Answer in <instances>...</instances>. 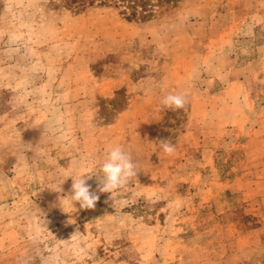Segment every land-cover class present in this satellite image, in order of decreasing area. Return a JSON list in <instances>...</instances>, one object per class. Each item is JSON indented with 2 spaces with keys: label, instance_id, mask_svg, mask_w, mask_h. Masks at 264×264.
<instances>
[{
  "label": "rangeland",
  "instance_id": "374dc122",
  "mask_svg": "<svg viewBox=\"0 0 264 264\" xmlns=\"http://www.w3.org/2000/svg\"><path fill=\"white\" fill-rule=\"evenodd\" d=\"M116 145L137 178L70 202ZM0 264H264V0H0Z\"/></svg>",
  "mask_w": 264,
  "mask_h": 264
},
{
  "label": "clouds",
  "instance_id": "9594fccd",
  "mask_svg": "<svg viewBox=\"0 0 264 264\" xmlns=\"http://www.w3.org/2000/svg\"><path fill=\"white\" fill-rule=\"evenodd\" d=\"M186 103V98L182 94L169 93L161 100L164 108L173 111L184 108ZM159 143L162 151L167 155H172L176 150L175 145L168 139L159 140ZM138 172L131 154L121 145L113 146L99 165L98 173L69 177L73 181L69 200L79 204L81 209H92L99 200L98 193H112L127 185L132 178H137ZM92 175H97L99 178L96 191H92L91 186L86 183Z\"/></svg>",
  "mask_w": 264,
  "mask_h": 264
},
{
  "label": "trees",
  "instance_id": "16d2710c",
  "mask_svg": "<svg viewBox=\"0 0 264 264\" xmlns=\"http://www.w3.org/2000/svg\"><path fill=\"white\" fill-rule=\"evenodd\" d=\"M62 5L81 13L90 7H112L129 20L146 21L172 13L178 0H60Z\"/></svg>",
  "mask_w": 264,
  "mask_h": 264
}]
</instances>
